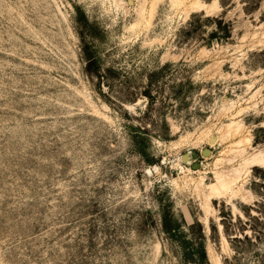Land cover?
Here are the masks:
<instances>
[{
  "label": "rangeland",
  "instance_id": "1",
  "mask_svg": "<svg viewBox=\"0 0 264 264\" xmlns=\"http://www.w3.org/2000/svg\"><path fill=\"white\" fill-rule=\"evenodd\" d=\"M190 1L0 0V264H264V0Z\"/></svg>",
  "mask_w": 264,
  "mask_h": 264
},
{
  "label": "bare ground",
  "instance_id": "2",
  "mask_svg": "<svg viewBox=\"0 0 264 264\" xmlns=\"http://www.w3.org/2000/svg\"><path fill=\"white\" fill-rule=\"evenodd\" d=\"M157 2V1H156ZM198 0H192L190 1L189 5H188V10L190 7H193L197 4ZM125 3V2H123ZM136 3V2H135ZM154 4V3H153ZM200 5V4H199ZM203 5V4H202ZM214 5V4H213ZM145 7H142V9L140 10V14H141V17L144 19H146V14L149 15V18L152 16V14L154 13V6H152L150 9L148 10H145L144 9ZM217 6L214 5L212 6H204L202 7V10L206 9L207 12H211L213 9H216ZM156 11V10H155ZM149 20V19H148ZM146 21V20H145ZM232 124H235V123H232ZM230 130H229V133L230 134ZM233 132V131H232ZM231 132V133H232ZM238 132V130H237ZM235 134V133H234ZM237 134V133H236ZM226 135V134H225ZM236 136V135H235ZM212 137H214L213 134H210L208 136V142L211 143V144H215L218 142V137H214L213 140H212ZM247 137H242L241 139H239L238 141V145H242L244 144L246 141H247ZM244 150V149H243ZM264 166V154L262 152H257L255 154H253L252 156L246 158L245 162H244V167H246L248 169V172L250 171L249 168L251 167H256L258 169H261L262 167ZM235 173L238 174L240 172V170L238 168H236L235 170ZM215 185V184H214ZM212 186V188L219 192V193H222V192H225L226 190L228 189H232L233 187H235L236 183H233L231 184L229 181H227V177H225L224 175H221L219 177V182L217 183L216 186ZM216 192V193H217Z\"/></svg>",
  "mask_w": 264,
  "mask_h": 264
}]
</instances>
